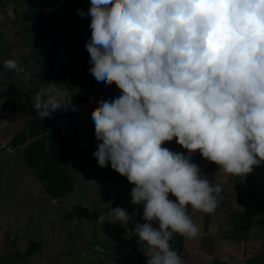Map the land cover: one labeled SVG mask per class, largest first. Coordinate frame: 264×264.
Listing matches in <instances>:
<instances>
[{"label": "clouds", "instance_id": "clouds-1", "mask_svg": "<svg viewBox=\"0 0 264 264\" xmlns=\"http://www.w3.org/2000/svg\"><path fill=\"white\" fill-rule=\"evenodd\" d=\"M77 14L91 17L89 72L120 90L91 119L98 165L126 177L131 203L143 205L144 223L126 236L146 264H184L171 241L198 237L188 207L213 213L222 192L192 155L241 179L264 164V0H90ZM3 66L23 72L17 59ZM31 107L42 120L76 111L59 83H44ZM174 139L187 155L162 146ZM107 217L133 222L122 207Z\"/></svg>", "mask_w": 264, "mask_h": 264}, {"label": "rangeland", "instance_id": "rangeland-1", "mask_svg": "<svg viewBox=\"0 0 264 264\" xmlns=\"http://www.w3.org/2000/svg\"><path fill=\"white\" fill-rule=\"evenodd\" d=\"M32 6L45 14L57 12L61 28L67 35L74 29L80 32L77 59L85 64L72 73L83 82H89L91 89L88 99L78 104L74 115H71L70 110H59L52 115L56 117L69 114L74 126L71 139L75 144L67 169L75 183V189L69 195L60 200H50L42 183L24 162L21 154L15 149L13 152L0 149V240L3 238L6 242L5 245L0 241V264H144L147 257L138 237L126 236V228L132 229L134 223H144L143 205H133L131 196H123L121 189L103 187L100 178L92 171L95 161L93 152L98 142L91 113L99 106L102 98L115 99L120 95V90L115 84L106 86L103 82H97L89 72L90 56L85 43L91 37V17L81 18L77 10L87 12L90 0H0L2 41L12 48L11 54L18 61L28 53L21 45L20 33L25 26L26 17L34 15ZM5 75L0 74V138L5 144H9L10 139L26 126L31 114L18 111L16 118L5 119V105L11 103V96L7 94L9 80ZM23 79L25 83H33V90L20 92L16 96L19 102L15 106L19 107L30 98L31 102L26 105L29 111L32 108V97L44 83L37 87L40 79L30 71ZM45 83L54 82L48 80ZM66 86L63 85V89L72 94ZM81 87L84 86L74 82L72 95ZM168 143L181 148L175 139ZM197 154L199 152L194 155ZM202 159L201 172L222 187L218 201L225 200L231 206L226 210V216L241 208L251 210L254 187L264 186V164L254 167L250 174L241 179L218 173L219 167L215 163ZM115 207H122L132 214L133 222L127 226L110 222L107 212ZM100 215H105V223L97 221ZM193 215L194 222L201 221L203 224V212L196 210ZM217 220H220L215 226L220 235V244L209 247L208 257L190 258L187 254L184 264H245V260L246 264H264V215L255 218V225L246 237L248 240L231 237L233 228L227 217L224 223L222 218ZM32 241L40 242L42 250L33 257H27L25 252ZM14 251H20L19 255H14ZM248 257L250 258L246 259Z\"/></svg>", "mask_w": 264, "mask_h": 264}, {"label": "trees", "instance_id": "trees-1", "mask_svg": "<svg viewBox=\"0 0 264 264\" xmlns=\"http://www.w3.org/2000/svg\"><path fill=\"white\" fill-rule=\"evenodd\" d=\"M31 11L34 15L26 17L25 26L20 33L21 45L28 50V53L22 55L19 60L23 72L9 71L3 66L6 59L16 58L11 54L12 48L6 46L2 41L3 32L0 25V74H6L5 76L9 80V92L7 94L11 96V103L5 105L4 108L5 119L16 118L20 111L31 114L26 126L10 139L8 146L21 154L24 162L44 186L49 199L60 200L75 189V183L67 169L75 143L72 141L71 136L62 135L54 129L52 119L55 116L52 118L45 117L42 120L33 108L27 110L26 105L31 102L30 98L18 107L15 106L19 102L16 96H19L20 92L27 91V89L28 91L33 90V81H30L31 85L25 83L23 79V76L29 71L40 79L37 87L48 80H52L54 83H59L61 88H64L63 85L66 84V88L73 94L72 85L77 82V85L84 86L75 95H72L73 104L76 106L77 111L78 104L88 99L91 85L89 82H83L81 78L75 77L72 73L85 64L77 59L80 50V32L74 29L73 32L67 35L62 30L58 13L55 11L45 14L35 6L31 7ZM76 111L70 110L71 115H74ZM162 146L187 155V150L174 144L165 142ZM191 159L201 170L202 161H204L201 155L193 154ZM92 171L97 178H100L103 187H116L121 189L123 196H131L133 186L126 177H122L112 170L110 163L107 167L101 168L95 159ZM170 198L176 199L171 195ZM191 212L192 208L189 206L188 214L190 216ZM211 215L212 213L205 214V231L209 227ZM262 215H264V186L256 185L252 195V211L249 213L233 211L230 215L233 228L231 236L236 240L246 239L255 225V218ZM14 241L12 240V242ZM208 241L209 236L201 239H186L180 235H174L171 244L185 260L187 254L191 256L190 258L193 256L197 258L200 249L206 250ZM210 244L212 245V240H210ZM41 248L42 244L40 242L32 241L25 255L33 257L42 250ZM19 252L16 251L14 255H19ZM144 264H146V260Z\"/></svg>", "mask_w": 264, "mask_h": 264}, {"label": "crops", "instance_id": "crops-1", "mask_svg": "<svg viewBox=\"0 0 264 264\" xmlns=\"http://www.w3.org/2000/svg\"><path fill=\"white\" fill-rule=\"evenodd\" d=\"M0 142H2V143H4V141H2V139L0 138ZM5 144V143H4ZM7 145H8V142L6 143ZM2 151H5V150H2ZM44 187V186H43ZM45 189V188H44ZM254 193V192H253ZM253 195V194H252ZM252 197V196H251ZM131 198V197H130ZM130 201H131V199H130ZM59 202V201H58ZM229 208H231V206L230 205H228V204H226V201L225 200H221V201H219V206L216 208V210L212 213V215H211V217H210V221H209V227H208V229L205 231L204 230V221H205V213H204V217H203V224H202V222L201 221H196L195 220V222H196V224L200 227L199 229H200V232H199V235H198V237L197 238H199V239H201V238H203V237H205V236H209V241L207 242V244H206V250H202V249H200L199 251H198V254H197V258L199 257V259L201 258V257H203V256H207L208 255V253H207V251H209L208 249H209V247H211V246H215V247H217L216 245H218V244H220V239L218 238V237H220V235L218 234V231L216 230V228H215V226H217L218 224H219V222H220V220H217V219H220V218H222V222L224 223V221H226V217H227V219L228 220H231V218H230V215L229 216H226V215H228L227 213H226V210H229ZM237 211H239V212H247V213H249V212H251L252 211V207H251V210H245V209H243V208H241V210H237ZM193 212L194 213H196V210H193L192 209V214H191V218L194 216L193 215ZM193 215V216H192ZM231 223V222H230ZM0 233H1V231H0ZM232 237V236H231ZM210 240H212V245L210 244ZM246 240H248V238L246 239ZM246 240H244V243L246 242ZM0 241H2V243L3 244H5L6 245V242L4 241V239L2 238V240H0ZM9 242H11V240H9ZM7 246H8V244H7ZM16 247V246H15ZM18 248V247H17ZM264 248V247H263ZM262 248V249H263ZM19 249V248H18ZM17 249V250H18ZM15 252L16 251H14L13 253L15 254ZM250 253V252H249ZM251 253H253V251H251ZM208 257V256H207ZM251 257V256H250ZM250 257H248V258H246V259H249ZM227 262V261H226ZM246 260H245V264H246ZM214 264H216V262H214Z\"/></svg>", "mask_w": 264, "mask_h": 264}, {"label": "built area", "instance_id": "built-area-1", "mask_svg": "<svg viewBox=\"0 0 264 264\" xmlns=\"http://www.w3.org/2000/svg\"><path fill=\"white\" fill-rule=\"evenodd\" d=\"M54 129H56L60 134L72 136L74 133V126L71 120V116L63 115V116H56L52 119ZM0 149L7 150L8 152H13L14 149L9 147L8 145L1 143Z\"/></svg>", "mask_w": 264, "mask_h": 264}]
</instances>
